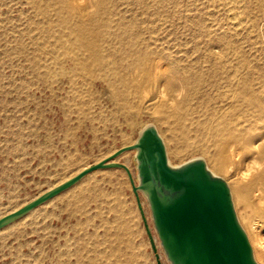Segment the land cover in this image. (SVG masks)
<instances>
[{
  "label": "rangeland",
  "instance_id": "374dc122",
  "mask_svg": "<svg viewBox=\"0 0 264 264\" xmlns=\"http://www.w3.org/2000/svg\"><path fill=\"white\" fill-rule=\"evenodd\" d=\"M101 1L99 16L113 25L101 30L135 38L136 48L149 55L146 63L153 60L164 66L176 65L203 78L196 94L202 106L199 114L206 107L222 111L237 79L238 87L245 80L251 97L264 98V0H241L237 11L245 23L240 28L234 27L220 8L224 0ZM93 2L78 0L77 4ZM61 7L57 0H0V216L119 147L132 144L150 123L166 142L169 164L180 165L199 157L210 167L209 156L200 149L181 148L182 133L188 130L185 120L163 122L140 109L129 94L128 103H132L124 109L115 99L110 77L96 68L91 69L94 77L72 76L76 71L71 63L72 49L65 44L70 38L69 23L63 22V17L68 21L71 17ZM151 42L155 52L149 48ZM109 44L105 43V48ZM213 50H218L222 59H214ZM245 106L243 110L235 108L233 118L240 117L243 130L263 133L264 126L256 120L258 112L248 103ZM189 134L193 135L191 129ZM133 153L125 152L114 161L129 168L136 184ZM218 176L226 182L225 174ZM229 189L237 219L249 239L250 226L243 221L241 206L231 186ZM137 195L159 263L168 264L146 200L140 192ZM260 205L253 201V207L264 208ZM262 217L255 215L264 241ZM252 248L258 264H264L263 251ZM0 264L156 261L125 172L104 168L85 175L3 227Z\"/></svg>",
  "mask_w": 264,
  "mask_h": 264
},
{
  "label": "bare ground",
  "instance_id": "6f19581e",
  "mask_svg": "<svg viewBox=\"0 0 264 264\" xmlns=\"http://www.w3.org/2000/svg\"><path fill=\"white\" fill-rule=\"evenodd\" d=\"M57 1L62 4L61 9L66 10L71 17L69 21L66 17H63V22L69 23L70 38L65 41V44L72 49L71 63L74 66L73 70H76L72 76L94 77V72L91 75V69L96 68V70L102 71V74L105 72L104 75L106 74L107 77H110V82H113L111 89L114 91L115 99L121 102L124 109L130 107L128 106L129 97L127 99V95L129 94L140 109L158 116L159 120L163 122L172 120L173 123H176L180 118L188 122L186 127L188 130L184 134L182 133L183 138L181 137L180 139L181 148L183 150L200 149L209 156L211 161L210 167L205 163L207 169L213 175L218 176L222 173L227 176L225 183L228 188L232 187L236 199L241 206L243 221L246 225L250 226L249 239L255 251L258 252L260 250L264 254V241L260 237V222L258 224V219H255V215L258 217L262 214L264 215V208L260 207L257 209L253 207V201L259 205H264V132H255L254 135L247 130H243L246 128H242V125H244L242 124L243 121H238L240 117L234 116L236 117L234 119L232 116L235 108L237 110L239 108L240 110L243 106L246 107L245 105L248 103L255 109L254 111L258 112H255L257 114L256 120L261 123L258 124L264 126V98L255 97V95L251 97L247 92L245 80L243 79V84L240 83L241 85L238 87L236 85L237 79L231 96H229V104L222 111H209L206 107L203 113L199 114V109L202 106L197 102L196 99L198 98L196 94L202 84V77L198 75L191 76L188 72L172 64L164 66L160 62L153 60L146 63V58L149 55L143 49H139L140 47L136 48L135 38L129 37V39H125L122 35L120 36L110 30V32H104V29L108 28L110 24H106L104 18L99 16V10L103 6L101 0H94L92 4L87 5L77 4L78 0ZM220 3V8L227 12L228 18L234 27L240 28L244 26L245 21L239 17V12L237 11L241 0H224ZM68 14L66 15L68 16ZM122 24L119 25L121 26ZM101 27H105L102 29L103 31L100 29ZM107 42L110 43L108 49L105 48V43ZM149 48L152 52H155L153 42H151ZM211 53L214 59H222V54L219 55L218 50H213ZM115 82L118 83V86ZM231 83L229 82V84ZM253 116L256 115L253 114ZM150 124L156 128L154 124ZM256 126L255 128H258ZM190 129L193 135L189 134ZM156 131L163 142L165 153H168L166 142L157 128ZM241 150L243 156H240ZM125 152L118 155L115 160ZM252 252L254 256L253 248Z\"/></svg>",
  "mask_w": 264,
  "mask_h": 264
},
{
  "label": "water",
  "instance_id": "95a60500",
  "mask_svg": "<svg viewBox=\"0 0 264 264\" xmlns=\"http://www.w3.org/2000/svg\"><path fill=\"white\" fill-rule=\"evenodd\" d=\"M130 150L134 151L136 184L128 168L113 161ZM104 168L125 172L156 264H160L159 256L137 192L146 200L152 227L168 264H258L237 220L225 181L213 175L199 157L180 165L169 164L163 142L151 124L138 132L132 144L119 147L0 216V229L67 190L88 173Z\"/></svg>",
  "mask_w": 264,
  "mask_h": 264
}]
</instances>
